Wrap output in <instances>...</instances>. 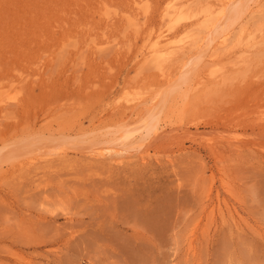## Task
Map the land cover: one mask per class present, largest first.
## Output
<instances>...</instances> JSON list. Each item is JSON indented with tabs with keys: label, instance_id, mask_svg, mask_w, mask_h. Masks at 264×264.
<instances>
[{
	"label": "rangeland",
	"instance_id": "1",
	"mask_svg": "<svg viewBox=\"0 0 264 264\" xmlns=\"http://www.w3.org/2000/svg\"><path fill=\"white\" fill-rule=\"evenodd\" d=\"M224 1L0 0V151L25 153L0 167V264H264V0L235 22ZM153 98L163 128L123 160L47 151L128 134Z\"/></svg>",
	"mask_w": 264,
	"mask_h": 264
},
{
	"label": "bare ground",
	"instance_id": "2",
	"mask_svg": "<svg viewBox=\"0 0 264 264\" xmlns=\"http://www.w3.org/2000/svg\"><path fill=\"white\" fill-rule=\"evenodd\" d=\"M261 0H228V1H224L223 2V9H222V12L220 14L221 15V18L219 19L220 21L225 19V18H228L227 17V14L228 16L232 15L230 17V22H235L237 21L235 18H238L237 16H241L243 12L244 14V8L247 9V11L251 10V12H256V8H259V4H260ZM170 5V4H169ZM230 7V8H229ZM169 9V8H168ZM171 13H168V14H165V15H169L170 17V21L172 23H174L175 21H181L182 19V16H181V9L180 7H176L175 5H172L171 6ZM167 10V9H166ZM245 10V12H247ZM211 13V12H210ZM164 15V17H165ZM167 19V18H166ZM235 19V20H234ZM217 20V22L219 21ZM234 20V21H233ZM225 21V20H224ZM223 21V22H224ZM182 22V21H181ZM213 23V26H214V29L215 30V33L214 31L212 32H209L208 34L212 33L214 34L215 36L211 39L212 35L210 34L211 37H208L209 35H207V38H209V44H207V47L203 48L201 47V51L200 53L202 55H197L196 58H195V61L199 62V61H202V59L204 58H208L211 62V65H210V68L211 69H216V67L218 66V62L220 59H221V55L226 53L228 50L229 45L230 43V39H231V31H228L226 24L224 25H220V23ZM222 22V21H221ZM234 24V23H233ZM173 25V24H172ZM171 25V26H172ZM170 26V27H171ZM229 28H230V25H228ZM233 27V26H232ZM231 29V28H230ZM246 28L242 29L240 31V35L238 37V40H243V36L247 35L249 36V39L252 37L251 34H247L246 32ZM218 35V36H216ZM150 36V35H149ZM255 36V35H254ZM148 38V37H147ZM191 38V36H190ZM207 38H205L207 40ZM149 40H150V50H149V53L152 55V58L154 59V61L157 63V65L162 69V72H163V76L166 77V79L168 78V83L169 84H172L173 80L175 77H172V75L169 73V70H170V67L167 65L168 62H170L172 60V58L174 57V51H176V39L175 37L173 36H170V35H163V34H156L154 36H150L149 37ZM186 40V38L184 39V41ZM188 40V39H187ZM206 40H203L206 41ZM197 44H200L199 41H197L196 45ZM205 45V44H204ZM180 46V45H179ZM149 47V46H148ZM195 47V46H194ZM227 50V51H225ZM198 51V52H199ZM147 59V58H146ZM189 60V59H188ZM191 61V59H190ZM154 62V63H155ZM189 61H187L184 65V67L186 68L188 66V63ZM192 62V61H191ZM201 63V62H200ZM198 64V63H197ZM193 67V66H192ZM157 68V67H156ZM180 68H183V67H179ZM195 68V67H194ZM182 70V69H181ZM192 70V69H191ZM187 72H191V71H187ZM212 72H215V71H212ZM174 74V73H173ZM174 76V75H173ZM185 78L183 79V82L186 83L187 82V74L184 73ZM193 76V75H191ZM198 76V75H197ZM181 82V84L183 83ZM180 84V85H181ZM175 85V84H174ZM173 85V86H174ZM167 89V88H166ZM162 90V88H161ZM169 90V88H168ZM191 90V89H190ZM158 92V91H157ZM166 92V91H165ZM187 92V91H186ZM167 93V92H166ZM13 95V94H12ZM9 96V93L7 94V98L8 99H11V97H8ZM11 96V95H10ZM15 96V95H14ZM13 96V97H14ZM139 97V96H138ZM16 98V97H14ZM180 98V97H179ZM155 99V101H154ZM182 99V98H181ZM166 101L167 98H166ZM129 102H132V101H128ZM182 102V100H181ZM160 103L161 101H158L156 98H153V101H151V112H150V115H148V117L146 118H138L136 119V121L133 123V126H131L129 129H126V126L125 129L127 131H129V133H125V132H121L119 130V132H121V134L119 136H115V137H112L110 140H105L104 141H98L96 139V142H93V143H90V145H86L84 143H78V142H73V141H70V140H65L63 141L61 144H57L55 146L54 149H48L47 151H51L52 153H56V154H60V155H65L67 153L68 150H72L70 147L73 146V145H79L83 150L87 151L91 156H94L95 158L96 157H99V158H111V159H115L117 158L118 161L120 160H123V157L126 156L125 154H129L131 151L133 150H141L144 148L145 144H146V141L148 139H150V137L152 135H155L157 134V132L161 129V127L163 126H160V113H161V109H159L160 107ZM147 108V107H146ZM182 109V108H181ZM145 110V109H144ZM149 110V108H148ZM163 112V111H162ZM165 112V111H164ZM146 114V113H145ZM144 114V115H145ZM132 124V123H131ZM129 126V125H128ZM127 126V127H128ZM123 127V128H124ZM122 128V129H123ZM163 128V127H162ZM124 130V129H123ZM197 130V129H196ZM126 131V132H127ZM159 133V132H158ZM186 133V132H185ZM117 134V133H116ZM141 135L140 139L138 141H136V135ZM144 134V135H143ZM115 135V134H114ZM198 135V134H197ZM195 136V135H194ZM153 138V137H152ZM189 139V138H188ZM191 140V139H190ZM193 140V138H192ZM205 140V139H204ZM149 141V140H148ZM211 141V140H210ZM245 142V141H244ZM236 143V142H235ZM234 144V143H233ZM245 144V143H244ZM70 146V147H69ZM44 147L46 148V144L44 145ZM43 148V147H42ZM50 148V147H48ZM80 148V149H81ZM76 150V148H74ZM13 150V149H12ZM19 150V149H18ZM79 150V148L77 149ZM148 150V149H147ZM34 151V150H33ZM36 152H38L37 154H40L41 152V148H38L35 150ZM34 151V152H35ZM42 151L44 152L45 150L42 149ZM146 151V150H145ZM4 152V151H3ZM5 152H8V151H5ZM14 151V155L12 154L11 155V152L9 153H6V154H3L1 151H0V167L3 163H8L9 160H12L13 159L15 161H17L20 157L24 156V154L21 156L19 155V151ZM26 152V151H25ZM47 152V153H48ZM144 152V151H143ZM141 152V153H143ZM30 153H32V151H30ZM29 153V154H30ZM53 153V155H54ZM9 154V155H8ZM21 154V153H20ZM33 154V153H32ZM12 157H11V156ZM19 155V158L18 156ZM49 155V154H48ZM144 155V153H143ZM142 155V156H143ZM148 155V154H147ZM9 156V157H8ZM44 156H47L45 155L44 153ZM56 156V155H55ZM146 156V155H145ZM38 156H34V157H31L30 160L31 162L32 161H37ZM9 158V160H8ZM17 158V160H16ZM23 158V157H22ZM137 158V157H136ZM21 159V158H20ZM104 159V160H105ZM145 159V158H144ZM14 162V161H13ZM117 162V161H116Z\"/></svg>",
	"mask_w": 264,
	"mask_h": 264
}]
</instances>
